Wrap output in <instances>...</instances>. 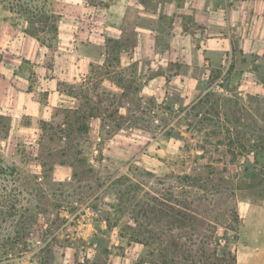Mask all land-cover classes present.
Masks as SVG:
<instances>
[{
	"label": "rangeland",
	"instance_id": "374dc122",
	"mask_svg": "<svg viewBox=\"0 0 264 264\" xmlns=\"http://www.w3.org/2000/svg\"><path fill=\"white\" fill-rule=\"evenodd\" d=\"M189 1L54 0L45 44L0 7V264H264V93L149 85Z\"/></svg>",
	"mask_w": 264,
	"mask_h": 264
},
{
	"label": "crops",
	"instance_id": "0c3cea01",
	"mask_svg": "<svg viewBox=\"0 0 264 264\" xmlns=\"http://www.w3.org/2000/svg\"><path fill=\"white\" fill-rule=\"evenodd\" d=\"M189 2L192 6L188 12L193 16L195 24L197 27H204L199 30L200 33L209 34L204 35L205 39L197 41L198 34L192 32L193 27L188 29L183 25L182 18L176 19L180 23L178 21L174 23V34L166 50L161 54L163 57L161 63L165 66L181 65V70L152 76L149 85L153 87L154 92L165 93L167 89H173L179 95L186 97V94L200 92L201 85H204L202 90L204 95L214 91L207 89L217 81L210 83V74L221 70V76L226 82L224 89H227V95L236 93L246 99L248 96L263 94L264 0H221L220 3L217 0H190ZM77 55L80 58L78 65L67 62L68 70L72 68L83 70L87 62L90 64L92 61L88 55H79V52L72 51L67 52L65 58L70 61ZM39 69H43V66L41 65ZM43 80L49 84L57 81L52 75L51 78H43ZM53 90H50L51 95L54 94ZM26 94L17 91V95L26 97ZM243 104L246 106L245 103ZM241 110L245 111V108L241 107Z\"/></svg>",
	"mask_w": 264,
	"mask_h": 264
},
{
	"label": "trees",
	"instance_id": "16d2710c",
	"mask_svg": "<svg viewBox=\"0 0 264 264\" xmlns=\"http://www.w3.org/2000/svg\"><path fill=\"white\" fill-rule=\"evenodd\" d=\"M54 0H0V7L16 15V18L27 24L26 32L36 38L40 43L44 35L53 34L57 36L58 18L52 3ZM94 7H109L111 0H85ZM3 117L0 116V119ZM0 150V160L1 158Z\"/></svg>",
	"mask_w": 264,
	"mask_h": 264
},
{
	"label": "built area",
	"instance_id": "2783aa9c",
	"mask_svg": "<svg viewBox=\"0 0 264 264\" xmlns=\"http://www.w3.org/2000/svg\"><path fill=\"white\" fill-rule=\"evenodd\" d=\"M224 85V79L217 80L211 87L210 90H222Z\"/></svg>",
	"mask_w": 264,
	"mask_h": 264
}]
</instances>
